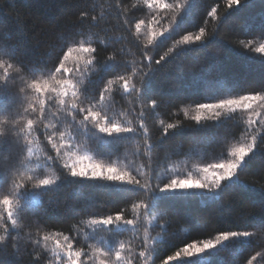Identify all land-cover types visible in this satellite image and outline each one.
Listing matches in <instances>:
<instances>
[{
    "label": "trees",
    "instance_id": "trees-1",
    "mask_svg": "<svg viewBox=\"0 0 264 264\" xmlns=\"http://www.w3.org/2000/svg\"><path fill=\"white\" fill-rule=\"evenodd\" d=\"M164 2L172 4L174 0ZM213 8L217 9V17H222L221 24H225L220 34L227 42L212 37L204 44H179L184 35L194 36L201 27L205 28L206 36L215 31L217 20L209 16ZM179 12V9L167 12L150 9L144 0H0V42L8 44L25 68L35 66L37 70H44L57 62V57L66 50V44L75 40L105 41L107 47L101 45L98 49L100 58L118 52V59L130 66L128 75L134 82L143 78L138 68L149 71V67L141 65L142 51L146 48L144 55L152 57L150 67L154 74L147 81L143 94L161 98L157 108L147 110L143 117L147 134L141 130L136 137L130 132L107 135L92 125L85 134L90 144L89 155L96 161L115 163L122 170L137 168L136 175L141 184H154L157 181L151 179L153 173L163 172L165 167L181 177L188 171L196 176V166L225 159L228 148L247 139L239 116L206 120L197 125L192 120L195 103L206 102V96L214 98L228 90L264 88V57L244 47L249 42L254 45L264 42V0H247V6L242 3L229 10L227 0H187ZM81 13L87 15L82 17ZM153 15L156 22L152 23L151 30L168 31L148 45L144 26L137 40L134 24L139 19L150 21ZM92 16H98L99 21H93ZM129 25L133 26L132 34ZM165 53L168 54L166 58L156 65L155 60ZM216 56L221 59L219 69H210V61ZM68 63L71 66L72 61ZM121 67L119 63H108L92 73L84 85L85 94L95 95L109 75L115 71L122 74ZM217 79L224 80L227 88L219 81H212ZM120 83L117 81L110 86L117 93L113 98L114 111L110 114L125 126L129 121L135 126L139 123L141 102L135 101L136 110L131 111L136 94L122 95ZM50 122L55 124V121ZM169 123L179 127L164 136L162 130ZM76 131L79 134L84 130L77 128ZM35 135L36 145L40 146L44 137L39 133ZM220 136H225L224 143L219 141ZM144 140L153 145V150L146 155H137L138 150L143 152ZM26 154L25 149L21 160ZM245 166L240 173L241 180L255 182L258 186L264 184V151L253 152L246 158ZM44 173L60 174L56 168L44 169ZM61 174L54 189L42 198V204L31 205L36 214L31 210L23 213L21 223L25 231L34 234L33 241L37 239V233L41 240V245L35 249L32 244L28 245L33 264H47L51 256L54 240L44 242V235L54 238L58 233L75 236L80 229L87 233L91 231L88 227L90 219L117 212H123L126 219L136 218L135 228L129 229L124 224L111 230L101 228L96 231L95 240L81 235L76 247L91 245L111 249L116 242H124L123 254L127 259L129 255L138 256L145 250L140 245L148 237L149 246L155 247L154 252L133 260L132 264H153V260L155 264H165L168 257L176 256L186 243L213 239L221 231H248L253 236L230 238L204 253L181 258L177 264H248L249 261L264 264V258L257 255L264 253V232L256 227L264 223L261 195L241 188L234 183L235 178L220 189L154 192L152 204L165 214L156 212L137 217L131 205L147 200V193H142L138 186L103 178L72 177L63 169ZM3 194L0 190V197ZM22 198L31 201L35 199V193H26ZM37 218L41 220L39 229L33 223ZM59 238L63 240V236ZM45 246L49 250L47 255L42 254ZM38 256L39 260L36 259ZM13 261L12 256L0 257V264H13ZM168 264L174 262L168 261Z\"/></svg>",
    "mask_w": 264,
    "mask_h": 264
},
{
    "label": "snow or ice",
    "instance_id": "snow-or-ice-1",
    "mask_svg": "<svg viewBox=\"0 0 264 264\" xmlns=\"http://www.w3.org/2000/svg\"><path fill=\"white\" fill-rule=\"evenodd\" d=\"M144 2L150 9L155 8L164 12L179 9L181 12L187 0H174L172 4L165 3L164 0H144ZM242 3L247 6V0H227V9ZM116 7L119 8V5L117 4ZM216 13V8L209 13L211 18L217 20V28L213 33L206 36L205 28L201 27L196 35H184L178 43L204 44L212 37L227 42L226 38L220 34L225 24H221L222 17L218 18ZM86 15L87 13H81L82 17ZM91 19L99 21L98 16H92ZM172 19L174 22L177 21L176 17ZM154 22H156L155 15L150 21L139 19L135 22V38L138 40L144 26L148 34L147 43L152 45L156 37L163 36L168 31V29L164 32L151 30ZM132 27L128 26L130 34H132ZM101 45L107 47L105 41L75 40L66 44V50L57 57V62H54L50 68L37 70L35 66L25 68L16 53L9 49L8 44L0 42V190L4 192L0 197V232L3 233L0 234V257L12 256L13 264H33L32 251L29 250L28 245L32 244L35 249L41 245V240L37 233V239L33 241L34 234L25 231V226L21 223L23 213L31 210L36 214L31 205L42 204V198L52 191L57 181L61 179V169L72 177L103 178L138 186L143 190L142 193H147V200L131 205L137 217L156 212L165 214L162 209L153 206L151 194L154 192L188 188L220 189L226 182L233 181V178H235L234 183L241 188L258 192L261 195L260 202L264 205V184L258 186L255 182L249 183L240 179V173L246 167V158L258 149L264 151V139H262L264 137V88L237 92L228 90L214 98L206 96V102L195 103V115L192 120L197 125L206 120L219 121L221 118L234 119L239 116L243 122L244 133L247 135L245 142L226 150L225 159L196 166V176H193L192 171H188L181 177L179 173H170L165 167L163 172L153 173L151 179L157 181L156 183L141 184L136 175L137 168L130 167L129 170H122L115 163H101L89 155L90 144L85 134L89 125L107 135L130 132L134 133L133 137H136L141 130L146 135L148 130L143 117L147 110H155L161 100L160 97H145L143 94L147 81L154 74V69L150 67L152 57L144 55L147 52L146 48L142 51L141 65L149 67V71L143 72V68H138L137 71L142 73L143 78L134 82L128 75L130 66L118 59V52H113L104 59L100 58L98 49ZM244 47L264 57V42L258 45L249 42ZM167 55L165 53L164 56L155 60V64H161ZM69 60L72 61L71 66L68 63ZM108 63L121 64L122 74L115 71V75L114 73L109 75L103 82V87H100L95 95H86L84 85L88 78ZM220 63V57H214L210 61V69H219ZM117 81L121 82L119 91L122 95L136 94L131 111L136 110L135 101L141 102L140 119L135 126L131 124V121L128 122V126H125L110 114L114 111L113 98L117 94L110 86ZM212 81H219L227 88L224 80ZM50 121H55V124ZM178 127V124H167L162 130L163 135H168L170 130ZM77 128L84 131L78 134ZM36 133L44 137L40 146L36 145ZM218 139L224 143L226 138L220 136ZM25 149L27 154L21 160ZM152 150L153 145L144 140L143 152L138 150L137 155H146ZM41 152L43 155H38ZM48 168H56L60 174L47 175L44 169ZM26 193H35V199L31 201L23 199ZM217 199H220L219 195ZM136 222V218L126 219L123 212H117L90 219L88 227L91 231L87 233L80 229L75 236L58 233L54 238L51 235H44V242L54 240L47 264H132L133 260L146 257L150 251L154 252L155 247L149 246L148 237H145L140 245L145 250L140 251L138 256L129 255L127 259L123 254L126 249L124 242H116L111 249L101 246L93 248L91 245L77 248L76 245L80 243L81 235H86L88 240H95L96 231L101 228L111 230L114 226L124 224L129 226V229H134ZM33 223L39 229L41 220L37 218ZM256 227L264 232V223H259ZM60 236H63V240L59 238ZM241 236L251 237L253 233L221 231L213 239H204L200 243H186L176 256H169L168 261L177 264L181 258L204 253L230 238ZM48 251L45 246L42 254L47 255ZM257 255L264 258V253H257ZM36 259L39 260L40 257ZM168 261H165V264H168ZM248 264H251V261Z\"/></svg>",
    "mask_w": 264,
    "mask_h": 264
}]
</instances>
